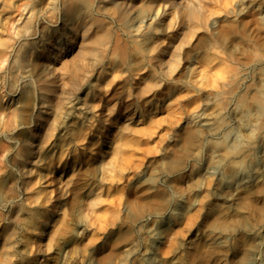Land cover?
<instances>
[{
	"label": "rangeland",
	"instance_id": "374dc122",
	"mask_svg": "<svg viewBox=\"0 0 264 264\" xmlns=\"http://www.w3.org/2000/svg\"><path fill=\"white\" fill-rule=\"evenodd\" d=\"M62 1L0 0V264H264V0H195L197 19L161 15V0L102 16L107 50L83 59L73 94L56 71L65 95L38 122L31 190L5 192ZM97 1H78L76 25Z\"/></svg>",
	"mask_w": 264,
	"mask_h": 264
},
{
	"label": "bare ground",
	"instance_id": "6f19581e",
	"mask_svg": "<svg viewBox=\"0 0 264 264\" xmlns=\"http://www.w3.org/2000/svg\"><path fill=\"white\" fill-rule=\"evenodd\" d=\"M78 1L79 0H63L61 2L62 7L60 10V18L62 21V27L59 29V33L55 37L54 44L51 46L45 62L33 75L36 77L37 83L40 87L41 98L39 97L34 104V109H32L34 112L29 114L30 122L24 123L21 126V128L24 129V139L22 140V144H19V149L12 159L13 165L18 170L20 169L22 176L16 177L14 173L8 172L4 185L6 193L15 192L17 183L19 185L21 184V189L23 190L22 192L24 195L31 190L30 185L34 178H32L33 169L38 163V152L36 149H38L40 144L43 143L42 139H44L48 130V126H43L38 122H45L46 125V120L44 118L43 121L41 115L46 114V116H48L46 108H55L61 103V100H63L65 95V91L62 87L58 86L55 82V79L57 78L56 71L58 68L72 76V89L70 94H73V88L78 86L80 81L83 80L82 76L85 77L84 75H86L84 72L87 71L88 65L86 64L85 66L83 64V59L86 56H90L92 60H94L91 63H94L97 58L101 57V55L107 50V45L110 40L111 26L102 16L117 21H124L128 17L134 18L136 16L135 13L137 12V10L135 11L134 9L138 7L143 0H98L97 14L93 13V11L88 12L85 14L83 22L76 25L79 18L80 3ZM161 2L164 4V10H162L163 12L161 15L166 14L167 11L176 10L185 11V14L192 19H197L201 16L200 9L197 8L198 4L195 0H161ZM55 4L57 3H54L53 5ZM8 8V3L0 2V11L6 12ZM56 11V8L52 11L51 7L48 6L38 11V17H42L45 13L49 12L53 15ZM152 16L153 15L146 16L136 21V23L143 24L148 20L151 21L152 18L154 20L156 17L154 18ZM163 52H166V49L163 50ZM27 56L28 52L19 54L16 58V63L19 66H22L23 62L28 58ZM54 66L58 67L54 68ZM159 66L162 67L160 59ZM45 103H47L48 106H45ZM131 118L132 115L128 116L127 120H130ZM38 175L39 174H36V177H38ZM42 179V177L39 181L36 179L38 185H41ZM19 180L21 182H19ZM15 209L11 210V219H14L16 212ZM195 221L196 215L191 216L187 221V226L191 227ZM12 234V225L9 224L5 237L2 239L4 244L10 242ZM38 253H40V251Z\"/></svg>",
	"mask_w": 264,
	"mask_h": 264
}]
</instances>
